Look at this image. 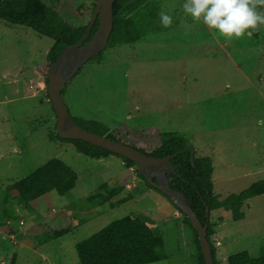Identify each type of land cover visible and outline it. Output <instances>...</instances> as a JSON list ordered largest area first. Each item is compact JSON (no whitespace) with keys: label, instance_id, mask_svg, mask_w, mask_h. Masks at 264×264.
Segmentation results:
<instances>
[{"label":"rangeland","instance_id":"1","mask_svg":"<svg viewBox=\"0 0 264 264\" xmlns=\"http://www.w3.org/2000/svg\"><path fill=\"white\" fill-rule=\"evenodd\" d=\"M48 1L73 23L89 20L95 2ZM151 2L172 17L167 30L105 47L63 85L64 102L79 125L136 149L151 152L163 133L176 132L209 156L217 197L208 219L216 260L228 264L264 244V25L229 40L185 15L184 0ZM52 44L50 36L0 20V199L53 158L78 176L63 195L49 191L30 207H15V233L0 231V264H79L75 245L127 215L163 239L166 259L146 264H199L184 216L135 167L114 153L83 155L56 137L44 84ZM103 183L118 187L113 199L96 208L84 203ZM56 230L66 232L40 243Z\"/></svg>","mask_w":264,"mask_h":264},{"label":"trees","instance_id":"2","mask_svg":"<svg viewBox=\"0 0 264 264\" xmlns=\"http://www.w3.org/2000/svg\"><path fill=\"white\" fill-rule=\"evenodd\" d=\"M95 2L92 4L90 15L93 13ZM263 7L264 5L257 4V10ZM90 19L73 23L57 6L49 3L48 0H0V20L12 25L30 27L38 33L53 38V44L47 53V69L67 46L81 39ZM112 20L113 27L106 48L116 47L124 43L131 44L149 34L167 30L160 22L158 6L153 4L151 0H115ZM96 28L97 23L93 25L90 36L94 34ZM100 55L101 53L96 58ZM46 83V73H44L45 87ZM60 92L64 99V86H62ZM49 103L51 104V102ZM52 112L54 118H56L53 108ZM73 120L75 121L74 118ZM75 122L77 123V121ZM89 123L92 127L99 126L95 121ZM79 126L99 135L118 140L109 134L98 132L99 130H90L82 125ZM102 131L108 132V130ZM54 134L61 140L74 142L77 151L83 155L100 158L107 153H111L88 142L62 139L56 131H54ZM162 136V142L151 152L140 151L155 157L176 153L170 160L174 173H168L169 184L174 190L185 194L188 205L197 214L201 223L204 224L206 221L205 208L206 206L210 208L211 201L217 197L213 193L211 180L213 161L209 156L201 155L191 148L192 146L181 134L165 132ZM191 152L193 153V164L190 162ZM120 157L127 167L133 166L136 168L137 175L144 180L148 187L163 194L139 173L134 162L122 156ZM77 178L75 171L61 160L53 158L32 174L8 185L7 191L11 192L12 195L0 199V231L10 236L15 233V226L11 221L16 206L30 207L31 201L49 191H55L63 195L73 188ZM118 191V187H110L107 183H103L99 186L97 192L86 196L83 202L93 208L100 207L107 201H111L113 199L111 197L116 195ZM123 201L120 200L117 204ZM173 206L182 214L174 204ZM182 215L184 216V222L193 231L198 263L204 264L196 231L189 219L184 214ZM214 230L215 224L208 219L207 239L214 264H218L216 260L217 248L213 239ZM65 232L66 230L49 232L42 238L40 243L43 244L45 241ZM75 250L79 264H146L166 259L162 237L157 235L143 218L131 215L112 221L90 237L78 242L75 245ZM228 264H264V244L257 248L255 254L241 252L230 256Z\"/></svg>","mask_w":264,"mask_h":264},{"label":"water","instance_id":"3","mask_svg":"<svg viewBox=\"0 0 264 264\" xmlns=\"http://www.w3.org/2000/svg\"><path fill=\"white\" fill-rule=\"evenodd\" d=\"M115 0H96L89 24L81 39L67 46L52 62L46 72V89L55 112V131L62 139L81 140L134 162L139 173L156 189L166 195L184 214L195 229L204 264H214L210 244L207 239L209 208H205L206 221L201 223L197 214L188 205L183 192L174 190L168 173H174L170 160L176 155L150 156L126 143L88 131L79 126L70 115L61 95L62 86L68 82L89 59L100 54L106 47L113 27L112 13ZM97 23L92 36L91 29ZM190 162L193 164V153Z\"/></svg>","mask_w":264,"mask_h":264},{"label":"clouds","instance_id":"4","mask_svg":"<svg viewBox=\"0 0 264 264\" xmlns=\"http://www.w3.org/2000/svg\"><path fill=\"white\" fill-rule=\"evenodd\" d=\"M257 4L264 5V0H184L182 9L193 21H202L208 29L231 40L250 36L249 29L264 25V14L257 11ZM160 22L167 27L172 17L161 12Z\"/></svg>","mask_w":264,"mask_h":264}]
</instances>
